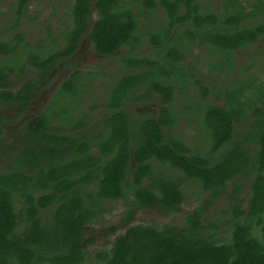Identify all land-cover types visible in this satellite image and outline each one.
Returning a JSON list of instances; mask_svg holds the SVG:
<instances>
[{
	"label": "trees",
	"instance_id": "trees-1",
	"mask_svg": "<svg viewBox=\"0 0 264 264\" xmlns=\"http://www.w3.org/2000/svg\"><path fill=\"white\" fill-rule=\"evenodd\" d=\"M19 1L21 16L30 0ZM201 5L199 0H74L69 15L73 26H66V32L53 39L55 46L60 39L63 45L52 52L34 48L26 62L0 65V105L24 113L39 93V83L29 81L15 92L7 88L9 78L28 65L47 78L61 61L71 58L88 33L98 54L113 57L124 47L137 49L143 39L136 32L138 20L146 17L144 10L153 14L154 9H164L170 27L191 23L186 28L192 31V40L209 45L216 54L226 53L233 65V52L264 41V0H224L219 12ZM94 12L97 19L90 22ZM22 40L18 36L17 43H1L0 55L13 59ZM261 54L264 59V47ZM185 58L176 47L168 51L167 62L119 55V70L135 74L111 75L112 86L102 102L91 107L92 111L106 109L108 115L91 136L88 129L94 119L81 111L79 90L90 87L92 78H109L104 71H76L65 80L48 111L28 121L10 139L5 136L6 119L0 116V264H83L95 242L85 240V231L107 213L104 203L126 200L128 195L132 199L122 223L125 232L115 238L103 264H264V91L251 109L253 122L239 134L235 126L246 122L249 113L235 90L227 92V108L208 105L202 119L210 147L206 154L192 151L172 133L178 120L173 113L176 96L194 83L180 65ZM151 97L160 100L159 115H138L132 120L124 109L127 102ZM185 108L186 113L204 110L197 101ZM53 119L59 124L53 125ZM64 124L80 133L66 134ZM173 170L202 184L213 199L195 209L182 227L131 226L140 208L166 214L179 210L185 199L184 179L172 175ZM250 175L254 180L248 206L243 208L236 196L241 190L237 178L246 180ZM230 182L235 185L236 216L224 222L230 234L225 241L218 234L221 225L209 222L206 215Z\"/></svg>",
	"mask_w": 264,
	"mask_h": 264
},
{
	"label": "rangeland",
	"instance_id": "rangeland-1",
	"mask_svg": "<svg viewBox=\"0 0 264 264\" xmlns=\"http://www.w3.org/2000/svg\"><path fill=\"white\" fill-rule=\"evenodd\" d=\"M128 1L129 0H126V2ZM199 1L203 6L208 7L214 12L222 11L224 7V0ZM19 2V0H0V43H14L17 41V37L21 35L25 37L26 43L22 45L23 47H19L20 52L28 53L30 50L34 51V48H44L47 52H52L54 48L60 47L61 42L56 40L57 44L55 46L53 44V39H58V35L62 29L65 28V25H71V18L69 15L74 0H30L26 15L23 17H20L18 14ZM135 10L137 11L138 7H135ZM95 16L96 15H94V17ZM155 20L164 21L165 23L164 14L162 12L156 13L154 18L148 20L139 19V30L137 35L141 36L143 39L141 43L142 46L139 48L138 53L150 59H161L160 54H162V50H160V48H154V46L150 44V38L152 41L150 33L157 26ZM174 35H178L177 30L174 32ZM28 44L30 45L28 46ZM86 47L87 46H85L83 51L74 58L73 63H64L60 65V67L55 68L57 70L54 69L55 71L53 70L54 72L52 75L47 76V78L41 76L34 66L25 68V70H29L25 78H20V75H23L21 72H16L12 77L10 80V88L13 91H17L23 83L29 80L36 81L42 86L39 92L40 97L34 100L33 110L28 117L29 119L43 115L48 111L56 94L61 88L62 82L73 71L109 69L112 67V61L115 59L92 58L89 56V49L87 48L85 51ZM262 47H264V41L259 46L250 48L247 51L233 52L234 65L233 60H231V63L226 60V53L217 52L216 54L209 45L200 46L199 44H193L190 47H186V51L184 52L186 59L183 63H180V65L189 75V80H193L194 83H188L185 86L187 89H185L183 93L179 92L176 96L173 105V113L178 120L172 132L175 138L185 142L192 151L200 149L206 154L210 147V138L208 136V129L205 126L206 124L202 119L205 114V108L208 105L227 108V92L228 90L232 91V89L236 91L237 99L247 104L244 111L249 113V119H247L246 122L235 126L236 134H239L242 130L250 126L254 120L250 117L253 112L251 109L254 108L255 104L259 101L261 89L264 91V59L261 54ZM125 50L132 52L131 46L126 47ZM25 60L24 58V61ZM161 60L164 61L163 59ZM10 61H12V59L9 57H0V65H2V63H11ZM229 64H231L230 70L226 71ZM215 68L220 69L222 72L218 70L215 71ZM246 69H248V71H246ZM197 81H199V83H196ZM88 83H93V88L83 87L80 88L79 91L83 103L81 111L90 114L92 119H94L93 124L88 129V131H90L89 136H91V134L100 129L99 125L102 118L108 115L106 109L100 107L92 111L91 107L93 103L100 104L102 102L100 99L106 95L107 90L112 86V82L107 77H101L98 81H92L91 79ZM178 86L179 88L184 87L183 84L179 83ZM203 89L207 90V95H205ZM143 92L144 89L138 91V94ZM47 93H49L48 98L44 100L46 97L45 94ZM188 96L192 101L186 100ZM196 101L204 107L203 111L195 108L192 110L193 112H184L186 109L185 105L190 107L194 105ZM156 102L159 103L158 98ZM131 103L132 102L127 103L124 109L130 115L134 116V119L138 115L141 116V110L146 112V109H150L151 111L149 114L154 113L153 109H155V104L150 103V101L144 102L145 104ZM260 106L261 104L259 107ZM0 112L3 114V117H5L8 126L5 134L6 139L19 135L22 127L25 125V116H20L14 109L5 107L2 104L0 105ZM72 112L74 113V111ZM51 113L53 112L47 114L52 116ZM27 115H29V113ZM59 118L62 121V114H60ZM52 123L53 125H58L59 120L53 119ZM65 127V133L68 135L73 136L80 133L73 128V125ZM2 166L1 164L0 167ZM170 173L175 177L177 176L178 178L181 177L184 179L182 188L184 190L185 199L180 205L179 210L166 214L163 210L157 211L140 208L137 210L135 218L130 224L131 226H155L159 229H163L167 226L182 227L187 217L192 214L195 209L200 207L203 203L213 199L212 192L204 191L202 184L187 179L183 173L177 170H173ZM248 179L244 180L241 177L237 178L241 190L236 196L241 201L243 208H247L248 206L251 184L254 180V176L250 175ZM234 187L235 185L230 182L225 192L214 202L206 215L209 222H215L221 225L218 234L225 241L229 239L230 234L229 228L224 222H231L236 216L234 210L235 202L233 199L235 196L233 193ZM90 191L95 192V189L90 188ZM130 199H132V196L128 195L126 200L104 203V208L107 209V213L99 216L85 231V240L94 239L95 242L88 247V255L83 264L105 263V257L110 254L115 238L119 234L125 232V227L122 226V223L125 219L124 214L129 208ZM114 227H118V229L113 231L112 229Z\"/></svg>",
	"mask_w": 264,
	"mask_h": 264
},
{
	"label": "flooded vegetation",
	"instance_id": "flooded-vegetation-1",
	"mask_svg": "<svg viewBox=\"0 0 264 264\" xmlns=\"http://www.w3.org/2000/svg\"><path fill=\"white\" fill-rule=\"evenodd\" d=\"M28 7H29V5L27 6V7H25L22 11H21V16H20V14H19V9H18V14H19V16L20 17H23V16H25L26 15V12H27V9H28ZM18 8H19V5H18ZM201 9H209L208 7H206V6H203V5H201ZM136 11V10H135ZM163 13L164 14V16H165V23H164V21L162 22V21H158V20H155V23H157V26H156V28H154V30L150 33L151 34V37H152V41H151V38H150V44L152 45V46H154V48H160V50H162V54H160V58L161 59H163L165 62H167L168 60L167 59H165L166 58V55L168 54V51H170V48H173V47H176V48H178V49H180L183 53L186 51V47H190L191 45H193V44H199L198 42H196V41H193L192 40V38H191V36H190V34L192 33V31H190V29H188V28H186V26L187 25H189V26H191L192 24L191 23H188V24H184V23H176L175 25H171V27H170V25H169V23H168V21H167V16H166V12H165V10L164 9H162V8H160V9H154V13L153 14H151V13H149L148 11H145L144 10V14L146 15V17L144 18L145 20H148V19H151V18H154L155 17V14L156 13ZM94 15H96L95 17H94ZM94 17V18H93ZM137 18H139V15L137 16ZM97 19V13L96 12H94V14H93V16L91 17V20H90V22H94L95 20ZM138 22H139V20H138ZM66 26H68V25H65V28H63L62 29V31L59 33V37L64 33V32H66ZM71 26H73L72 25V21H71V25H69L68 27H71ZM186 28V29H185ZM188 29V31H186ZM138 30H139V28H138ZM174 30V31H173ZM177 30V32H178V35H174V32ZM173 31V32H172ZM136 33H138V31L136 32ZM19 35V34H18ZM17 35V36H18ZM21 36V35H20ZM22 38H23V40H22V42L20 43V46L19 47H23L22 45L23 44H25L26 43V40H25V37L24 36H21ZM137 37H140V38H142L141 36H138L137 35ZM175 37V38H174ZM17 41H18V37H17ZM17 41H15L14 43H17ZM154 41H156V44H154ZM60 42H61V44H63V42H62V40L60 39ZM1 43H10V44H14V43H11V42H1ZM0 43V44H1ZM142 41L139 43V45H138V47H137V49H133L132 48V52H130V51H127V50H125V48L126 47H124L123 49H121L120 51H118L117 52V54H115L113 57L112 56H109V55H102V54H98V53H96L95 52V50H94V48H93V45H92V41H91V36H90V33H88V35L86 36V37H84V39L79 43V47H78V49H77V51L71 56V58L68 60V59H66V60H63V61H61L60 63H59V65L57 66V67H60V65H62V64H64V63H73V60H74V58L78 55V54H80L82 51H83V49H84V47L85 46H87L86 48H85V51H86V49L88 48L89 49V51H90V54H89V56L90 57H92V58H105V59H115V60H113L112 62H113V65H112V67L111 68H109V69H92V70H90V69H88V70H77V71H85V72H92V71H96V72H100V71H104V72H107L108 74H109V79L111 80V75H114V74H116V75H118V76H123V75H127V74H135V71H132V70H127V69H124V70H119V68H120V61L117 59V57L119 56V55H121V54H127V53H129V55L130 56H135V57H138V58H147V59H149V60H151V61H160L161 59H158V58H154V59H150V58H148V57H146L145 55H141V54H139L138 53V50H139V48L142 46ZM30 44H28V46H29ZM201 46V45H200ZM127 47H129V46H127ZM30 54H31V50L30 51H28V53H24V52H20V50H19V52H17L16 54H14V57H13V59L12 60H16V61H22V62H25V61H27L29 58H30ZM0 57H7V56H4V55H0ZM10 58V57H9ZM24 58L26 59L25 61H24ZM186 59V58H185ZM162 61V60H161ZM185 61V60H184ZM183 61V62H184ZM183 62H181V63H183ZM29 66H31V65H28L27 67H29ZM177 67H179L178 65H176ZM26 67V68H27ZM57 67H55V68H57ZM54 68V69H55ZM55 70H57V69H55ZM54 70V71H55ZM26 71V72H25ZM29 70H24V72L22 73L23 75H20V78H25L26 77V73L28 72ZM54 71H52L48 76H51L52 75V73L54 72ZM76 71H73L72 73H70L69 75H68V77L65 79V80H67L68 78H70L74 73H75ZM111 73H114V74H111ZM102 77H104V76H102ZM12 78H9V83H8V89H11L10 88V80H11ZM65 80L62 82V84H61V88H62V86H63V84H64V82H65ZM92 80L94 81V78H92ZM29 81H33V80H29ZM29 81H27V82H29ZM98 81V80H97ZM27 82H25V83H27ZM24 84V83H23ZM22 84V85H23ZM174 85H176V86H178V83L177 82H174L173 83ZM21 85V86H22ZM20 86V87H21ZM41 88H42V86L39 84V92H40V90H41ZM60 88V89H61ZM90 88H93V83H92V85L90 86ZM20 88H18L17 89V91L19 90ZM12 90V89H11ZM60 91V90H59ZM58 91V92H59ZM16 92V91H15ZM48 95H49V93H47V94H45V98H44V100H47V98H48ZM57 95V94H56ZM38 97H40L39 96V93L37 94V96L35 97V99L34 100H36V98H38ZM32 101V103H31V105L28 107V109L24 112V113H19L16 109H14V108H12V109H14L16 112H17V114H19L20 116H25L24 118H25V123L24 124H26L28 121H30V120H32V118H28L30 115H31V112H32V110H33V105H34V102L35 101ZM148 101H150V103H154L155 105V109H153V111H154V113L153 114H149L150 113V109H146L147 111L145 112L144 110H141V116L142 117H146V116H150V117H154V115L155 114H157V115H155V117H157L158 115H159V109H160V106H161V104H160V100H159V103H157L156 101H157V97H151L150 98V100H148ZM147 100H145V101H143V102H138V103H142V104H145L144 102H148ZM130 102H132V101H128L127 103H130ZM132 103H134V104H138V103H136V102H132ZM131 103V104H132ZM126 111V110H125ZM29 113V115H27ZM126 113L128 114V116L133 120L134 119V116H132V115H130L127 111H126ZM0 116L1 117H3V114H1V112H0ZM37 117V116H36ZM5 118V117H4ZM34 119V118H33ZM7 129H8V126H7Z\"/></svg>",
	"mask_w": 264,
	"mask_h": 264
}]
</instances>
